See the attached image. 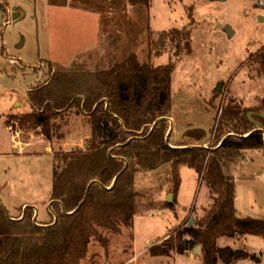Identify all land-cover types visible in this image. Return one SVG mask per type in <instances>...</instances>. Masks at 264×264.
I'll return each mask as SVG.
<instances>
[{
  "label": "rangeland",
  "instance_id": "obj_1",
  "mask_svg": "<svg viewBox=\"0 0 264 264\" xmlns=\"http://www.w3.org/2000/svg\"><path fill=\"white\" fill-rule=\"evenodd\" d=\"M260 1L151 0L148 7L129 0H0L4 12L0 23V114L11 108L12 118L32 110L28 92L50 78L42 67L47 62L57 73L86 74L108 70L133 53L141 63L167 64L175 60L176 53L168 46L152 47L154 41L163 30L186 28L191 30L192 54L175 65L170 131L178 141L187 138L186 143L194 144L177 148L194 149L197 144L208 159L222 144L216 146V129L223 107L233 99L253 107L264 97V74H259L264 69L260 58L257 60L264 47V6ZM5 124L0 115V199L11 216L34 207L37 219L48 223L52 219L53 152L87 147L90 116L78 105L56 115L50 140L41 128L25 129L12 122L7 131ZM193 125L207 126L210 139L203 143L207 134L200 141L185 134L180 138V132ZM172 167V163H164L158 170L136 175L140 196L133 226H122L119 231L102 228L106 242L93 239L79 264H204L201 246H197L200 251L185 253L171 249V255L163 256L151 251L155 245L171 246L176 229L189 225L193 218L194 226L214 203L204 173L185 165L178 167L181 181L175 196ZM225 171L237 183L238 214L264 219V151L244 150ZM170 194L177 201L175 210L168 205ZM217 246L250 252L248 258L234 264H264V236H222ZM218 264L224 263L220 259Z\"/></svg>",
  "mask_w": 264,
  "mask_h": 264
},
{
  "label": "trees",
  "instance_id": "obj_2",
  "mask_svg": "<svg viewBox=\"0 0 264 264\" xmlns=\"http://www.w3.org/2000/svg\"><path fill=\"white\" fill-rule=\"evenodd\" d=\"M129 1L151 6V0ZM158 36L152 47L168 46L176 53L175 60L162 65L141 63L133 53L108 70L92 74L57 73L54 65L47 62L42 67L47 68L50 78L28 92L32 110L7 116L9 126L16 122L25 129L41 128L50 140L52 119L78 105L90 116L92 131L87 147L53 152L50 222L39 221L34 207L13 217L0 199V264H79L93 239L106 242L102 228L119 231L122 226H133L140 196L136 175L158 170L164 163L173 164L175 196L181 181L178 167L185 165L204 173L214 203L194 226L186 224L176 229L177 238L171 246L151 248L154 255H171V249L185 253L201 246L204 264H218L220 259L224 264H234L248 258L250 252L231 246L220 248V237L264 236V219L238 214L237 183L225 171L227 164L239 159L244 150L264 151V97L253 107L238 99L223 107L216 129V146L222 144L212 150L208 159L207 152L197 144L194 149L177 148L194 145L186 143L187 138L178 141L170 133L168 119L175 65L183 56L192 54L193 39L190 29L177 27L163 30ZM263 48L257 56L261 69ZM259 74L264 73L259 69ZM185 135L200 141L206 133L193 129ZM173 201L168 205L175 210L177 201ZM256 260L260 263L259 258Z\"/></svg>",
  "mask_w": 264,
  "mask_h": 264
},
{
  "label": "water",
  "instance_id": "obj_3",
  "mask_svg": "<svg viewBox=\"0 0 264 264\" xmlns=\"http://www.w3.org/2000/svg\"><path fill=\"white\" fill-rule=\"evenodd\" d=\"M219 1H223V0H219ZM3 17H4V12L2 11V10H0V23H2L3 22ZM229 33L232 31V29L229 27ZM221 89H222V84H220L219 86H218V88H217V90L218 91H221ZM160 119H162V120H165L166 119V117H161ZM158 123V122H157ZM157 123L154 125V127L157 125ZM193 129H203L205 132H206V134H207V137L203 140V143H205V142H207L209 139H210V137L212 136V134H211V130L207 127V126H204V125H193V126H188V127H186V128H184L181 132H180V138L182 137V136H184V134L187 132V131H191V130H193ZM172 131H170V133H171ZM111 155V154H110ZM172 200H173V194H170L169 195V197L167 198V201L168 202H172ZM81 207V205L79 206V208ZM79 210V209H78ZM193 223H194V218L190 221V223H189V226H192L193 225ZM195 251H200L199 250V247H196L195 249H194Z\"/></svg>",
  "mask_w": 264,
  "mask_h": 264
},
{
  "label": "crops",
  "instance_id": "obj_4",
  "mask_svg": "<svg viewBox=\"0 0 264 264\" xmlns=\"http://www.w3.org/2000/svg\"><path fill=\"white\" fill-rule=\"evenodd\" d=\"M12 110H13V109L10 108L8 112H5V113L0 114V115H4L5 123H6L7 116L10 115V112H11ZM5 114H7V115H5ZM67 114H68V113H67ZM168 119H170V120H172V122H174L173 119H171V118H168ZM174 126H175V125H173V127H174ZM5 129H6L7 131H11V126H9V125L6 123V124H5ZM178 135H179V134H178ZM87 138H88V139H91L90 136H89V137L87 136L86 139H87ZM84 143H86V142H84ZM85 145H87V144H85Z\"/></svg>",
  "mask_w": 264,
  "mask_h": 264
},
{
  "label": "built area",
  "instance_id": "obj_5",
  "mask_svg": "<svg viewBox=\"0 0 264 264\" xmlns=\"http://www.w3.org/2000/svg\"><path fill=\"white\" fill-rule=\"evenodd\" d=\"M260 5L264 6V1L263 0L260 1Z\"/></svg>",
  "mask_w": 264,
  "mask_h": 264
}]
</instances>
